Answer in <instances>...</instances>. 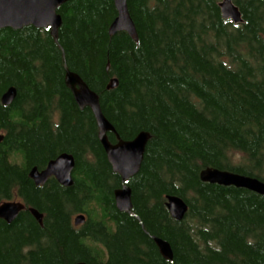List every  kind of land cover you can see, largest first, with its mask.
Listing matches in <instances>:
<instances>
[{"label": "trees", "instance_id": "1", "mask_svg": "<svg viewBox=\"0 0 264 264\" xmlns=\"http://www.w3.org/2000/svg\"><path fill=\"white\" fill-rule=\"evenodd\" d=\"M233 1L244 24L223 18L222 0H129L138 42L110 36L114 0L61 6L57 39L33 26L0 31V207L26 206L12 225L0 218V264H264V196L200 179L210 167L264 182V0ZM66 67L122 140L150 133L127 183L133 215L116 207L122 179L92 111L66 86ZM63 153L75 158L74 186L35 185L31 170ZM173 195L189 206L182 222L166 207ZM153 237L171 245L173 261Z\"/></svg>", "mask_w": 264, "mask_h": 264}, {"label": "water", "instance_id": "2", "mask_svg": "<svg viewBox=\"0 0 264 264\" xmlns=\"http://www.w3.org/2000/svg\"><path fill=\"white\" fill-rule=\"evenodd\" d=\"M71 1L73 0H0V31L4 29L20 31L26 27L33 26L39 30L50 29L52 37L57 39L59 30L63 25V18L58 13V10L61 6ZM114 4L117 10V17L109 28L110 36L125 32L134 42H138L139 34L130 14L129 0H114ZM220 8L225 20H230L235 25L244 24L242 12L233 0H222ZM65 83L72 92L80 110L83 111L89 108L95 116L99 129V140L106 152L108 162L114 173L118 174L122 179V188L115 192L116 207L122 213L132 214L133 192L127 186V183L141 171L151 137L150 133L144 131L131 141L122 140L115 127L104 115L98 95L90 89L79 75L71 72L67 67ZM117 86L118 80L113 79L109 83L108 89L111 90ZM16 98L17 89L11 87L2 95L1 103L9 107L13 105ZM109 133L116 135L118 139L116 144H112L109 141ZM2 140L3 137H0V142ZM75 168L76 161L74 156L63 153L50 161L45 169L33 168L29 177L37 186L45 185L53 177L60 185L71 188L74 186L73 174ZM200 179L204 183L235 187L264 196V182L254 177L208 167L201 172ZM166 207L171 217L178 222H182L189 211L186 201L174 195L167 197ZM25 209L26 206L22 202H6L0 207V218L8 225H12ZM30 211L38 223L42 224L43 214L33 208ZM85 222L86 216L83 214L78 215L74 219L75 226L83 225ZM153 240L162 257L165 260L173 261L174 256L171 245L158 237H153ZM76 264L86 263L79 262Z\"/></svg>", "mask_w": 264, "mask_h": 264}]
</instances>
